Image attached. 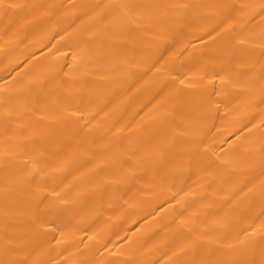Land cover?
<instances>
[{"label": "bare ground", "instance_id": "6f19581e", "mask_svg": "<svg viewBox=\"0 0 264 264\" xmlns=\"http://www.w3.org/2000/svg\"><path fill=\"white\" fill-rule=\"evenodd\" d=\"M0 264H264V0H0Z\"/></svg>", "mask_w": 264, "mask_h": 264}]
</instances>
